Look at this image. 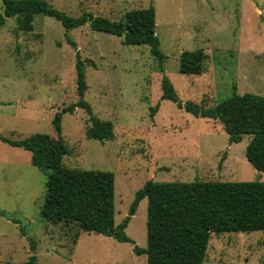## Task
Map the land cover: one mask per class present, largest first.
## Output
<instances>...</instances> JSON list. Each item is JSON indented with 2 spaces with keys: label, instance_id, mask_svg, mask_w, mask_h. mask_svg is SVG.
Instances as JSON below:
<instances>
[{
  "label": "rangeland",
  "instance_id": "1",
  "mask_svg": "<svg viewBox=\"0 0 264 264\" xmlns=\"http://www.w3.org/2000/svg\"><path fill=\"white\" fill-rule=\"evenodd\" d=\"M42 1L71 17L90 14L111 21L152 5L164 58L160 64L148 46H127L88 24L66 32L59 21L40 14L33 31L23 32L7 18L0 29L1 136L55 137L52 121L62 113L63 162L114 175L116 223L149 181L264 182V173L245 157L250 136L229 144L217 122L161 99L164 76L183 103L214 106L234 93L264 97V0ZM197 49L207 54L205 72L181 74L180 54ZM77 55L85 67L83 100L95 117L112 124L111 140L86 136L91 123L83 108L63 113L79 99ZM44 185L45 175L31 165V153L0 140V264H22L33 254L38 264H146L145 256L133 251L146 246V199L125 231L134 244L120 243L41 220ZM203 264H264V231L213 233Z\"/></svg>",
  "mask_w": 264,
  "mask_h": 264
},
{
  "label": "trees",
  "instance_id": "2",
  "mask_svg": "<svg viewBox=\"0 0 264 264\" xmlns=\"http://www.w3.org/2000/svg\"><path fill=\"white\" fill-rule=\"evenodd\" d=\"M40 14L59 21L66 32L88 24L92 31L122 38L127 46H148L150 54L160 64L164 58L156 35L152 5L130 10L120 20L111 21L90 14L71 17L42 0H3L0 29L7 18H14L17 30L32 32L33 19ZM66 40L71 43L68 38ZM206 60L207 54L201 49L182 52L179 72L200 76L205 72ZM75 70L79 99L63 113H73L75 107L83 108L91 123L86 136L99 142L111 140L114 136L112 124L95 117L90 105L83 100L87 85L84 62L78 55ZM160 72H163L162 67ZM161 92L162 100L175 103L196 118L220 124L229 144L240 143L244 136H250L245 157L256 171L264 173L263 96L234 93L214 106L192 101L183 103L165 76L161 80ZM157 110L158 105L151 108V113ZM61 115L56 113L52 121L55 137L37 133L10 140L0 135L1 141L30 152L31 165L45 175L41 220L76 227L79 233H94L120 243L134 244L125 231L139 202L146 199V246L133 249L137 256H145L146 264H203L213 233L264 231V182L259 181H149L136 193L128 215L116 223L114 175L106 171L70 168L64 164L66 150L61 137ZM30 242L31 251L35 252L36 243ZM22 264H38L36 256L33 254Z\"/></svg>",
  "mask_w": 264,
  "mask_h": 264
}]
</instances>
